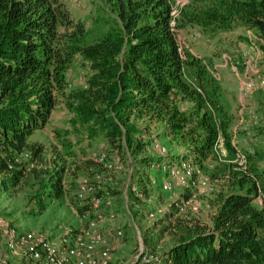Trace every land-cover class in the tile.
Masks as SVG:
<instances>
[{"label": "trees", "instance_id": "16d2710c", "mask_svg": "<svg viewBox=\"0 0 264 264\" xmlns=\"http://www.w3.org/2000/svg\"><path fill=\"white\" fill-rule=\"evenodd\" d=\"M104 2L110 19L104 20L103 35L88 43L85 23L64 0H0L3 186H18L26 178L18 155H41L42 146L30 137L50 122L58 95L66 91L67 72L80 57L90 68L89 77L84 86L65 93L75 133L137 157L146 147L143 135L161 125L164 136L185 150L180 159L200 167L213 164L212 176L223 181L211 224L178 221L164 226L173 228L174 241L162 253L148 250L158 256L157 264H264V201H255L264 193V140L247 154V168L231 161L236 114L223 104V88L209 62L188 49L181 51L175 32L194 27L214 37L244 27L264 38V0H188L175 26L173 0ZM68 134L61 130L59 140L71 154ZM220 134L228 151L222 161L214 148ZM137 159L151 165L147 156ZM63 172V167L50 172L35 194L33 213H42L47 199L65 196ZM135 177L139 192L150 195V173L138 171ZM88 197L77 195L84 203L80 213L89 207ZM138 264L145 263L139 259Z\"/></svg>", "mask_w": 264, "mask_h": 264}, {"label": "rangeland", "instance_id": "374dc122", "mask_svg": "<svg viewBox=\"0 0 264 264\" xmlns=\"http://www.w3.org/2000/svg\"><path fill=\"white\" fill-rule=\"evenodd\" d=\"M64 1L73 16L85 23L88 30L87 42H96L106 28L104 20L110 19L104 0ZM187 2L188 0H173L174 25L180 16L179 9ZM191 28L177 31L184 41L183 49L195 52L199 58L209 62L210 67L218 68L223 88L222 102L236 114V118L238 110L243 105L250 109V106L257 105L255 102L262 101L264 95L260 91L252 93L246 102L240 100L239 81L242 67L239 65L234 70L230 65H223L221 58L224 52L238 55L243 47L249 49L251 55L254 47L256 55L261 51L264 56V46L261 42L252 45L245 28L242 35L235 33L238 28L236 27L233 30L220 31L214 37L204 34L198 28ZM194 33H198L199 37L193 39ZM237 38L243 43L241 47L237 45ZM261 59L257 65L264 69V57ZM89 74V66L80 57L77 58L67 72L65 93L69 94L72 89L84 86ZM65 93L58 95V105L47 126L30 137L31 142L42 146L41 155L34 157L30 151L31 159H26L22 154L17 156L18 163L26 165V178L18 186L5 189L2 184L3 177L0 176V214L3 217L20 229L58 235L68 227L74 229L85 227L88 219L94 216V219L100 222V227L112 247L110 264H138L137 255L142 248L144 251L152 249L164 252L174 241L171 234L173 228L163 229L170 222L175 224L183 221L192 224L197 221L201 224H211L218 192L223 184L222 179L212 176L213 164H206L204 167L197 165L201 173L208 178L206 182L208 186L198 183L194 178L181 182L172 177L170 171L178 160H189L193 165L194 161L178 157L185 153V150L164 136V127L161 125L153 126L143 135L146 147L137 155L149 157L151 165L144 164L137 157H129L123 151L119 152L102 139L89 141L83 134H77L73 130L70 124L72 114L67 107ZM182 107L187 110L189 103H183ZM249 109L242 111L245 122H249L246 123L249 129L251 125L259 129L261 124L253 123L254 121L249 119L246 112ZM241 120L236 119L235 123L241 126ZM63 129L69 130L65 140L71 142V154L59 140V133ZM244 131L246 132L245 129ZM215 153L220 154L218 158L221 161L227 157L222 156L220 149H217V152L215 150ZM100 154H105L103 161L98 157ZM61 167L64 169L63 183L67 189L65 196L47 199L46 209L42 213H33L32 210L38 206L35 194L41 185L47 182L50 172H58ZM260 168L264 170V160L260 162ZM138 171L150 173L154 186L150 195L139 192L135 182ZM82 182L91 183L96 187V191H92L94 193L87 195L89 200L94 197L101 199L100 204L96 205L92 201L88 202L89 207L83 209L84 213L79 212L78 208L84 203H79L76 195ZM166 183L172 185L171 189L164 188ZM255 201L261 203L264 199L258 196ZM99 214L102 217H99ZM118 229H122L123 234L115 239L114 232ZM3 249L4 247L1 248V252L4 254Z\"/></svg>", "mask_w": 264, "mask_h": 264}, {"label": "built area", "instance_id": "2783aa9c", "mask_svg": "<svg viewBox=\"0 0 264 264\" xmlns=\"http://www.w3.org/2000/svg\"><path fill=\"white\" fill-rule=\"evenodd\" d=\"M180 9L178 12H180ZM171 13L173 16L171 24L175 26L174 7ZM245 29L247 37L252 41V45L260 41L264 46V38L261 35L254 33L251 29ZM177 31L175 30L177 41L181 51H183L184 41L181 40ZM197 37H199L198 33H194L192 36L193 39ZM252 48L254 50L252 55L249 49L243 47L238 55L224 52L221 57L224 65H230L234 70L239 65L242 67L240 100L245 102L252 93L260 91L264 95V69L257 65L258 61L261 62V57L264 56H262L261 51L256 55L254 47ZM209 71L216 79H220L218 68L209 67ZM236 72L239 73L238 71ZM246 109H249V107H244L243 105L238 110L237 119L238 121L242 119L240 121L242 125L239 126L236 122L231 136V142L235 149V156L231 161L242 168H247L248 166L247 154L254 152L253 145L261 141V137L255 133L254 127L251 125V129H249L246 124L249 122H245L242 111ZM246 112L249 115V119L254 121L253 123L264 124V96L262 101H259L256 106H250L249 111L247 110ZM217 149L222 151V156L228 153L224 138L221 135L218 136L215 144L216 152ZM164 150L163 147L162 152ZM104 156L105 154L98 156L100 161H103ZM218 156L220 157V154ZM191 164L189 160H178L170 171L172 177L179 179L181 182L194 178L198 183L208 186L206 185L208 178L201 173V169L197 165ZM171 186V184L166 183L164 188L171 189ZM92 191H96V187L93 184L82 182L77 191L78 198L83 200L88 194L94 193ZM259 196L264 199V193H260ZM91 201L96 205L97 203L100 204L101 199L94 197ZM100 216L101 214H99ZM114 233V238L116 239L122 236L123 231L118 229ZM108 241L107 235L100 227V222L94 218L89 220L83 228L74 229L68 227L58 235H50L33 230L20 229L16 224L0 214V264H12L10 257L20 262V264H110L112 261V247ZM2 247H4V254L1 252ZM137 257V260L141 259L142 263L145 264L158 263V256L148 250L144 251L143 248Z\"/></svg>", "mask_w": 264, "mask_h": 264}, {"label": "crops", "instance_id": "0c3cea01", "mask_svg": "<svg viewBox=\"0 0 264 264\" xmlns=\"http://www.w3.org/2000/svg\"><path fill=\"white\" fill-rule=\"evenodd\" d=\"M189 29H192V28H189ZM189 29H187V30H189ZM243 30H244V27H238L237 29H236V31H235V33L236 34H239V35H242L243 34ZM230 39V38H229ZM228 39V40H229ZM243 43H241V39L239 38H237V45L239 46V47H241V45H242ZM234 46H235V43H234ZM195 53V52H194ZM193 53V54H194ZM219 64H217V66H218ZM224 65V64H223ZM223 65H221V66H223ZM238 76V75H237ZM240 82V81H239ZM256 104H258V102H255ZM259 129H255V130H257V131H260V132H262L263 134H262V136H261V141L264 139V125H259ZM260 141V142H261ZM258 143L259 145H261V143ZM257 145V144H256ZM10 261H11V263L12 264H20V262H18L17 260H15L14 258H12V257H10Z\"/></svg>", "mask_w": 264, "mask_h": 264}]
</instances>
